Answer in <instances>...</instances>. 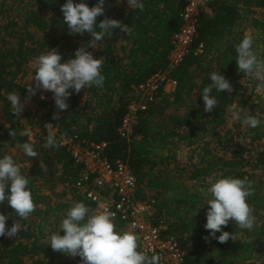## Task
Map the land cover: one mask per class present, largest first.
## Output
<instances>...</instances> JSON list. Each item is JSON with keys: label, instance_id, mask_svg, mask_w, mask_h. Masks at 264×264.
<instances>
[{"label": "trees", "instance_id": "obj_1", "mask_svg": "<svg viewBox=\"0 0 264 264\" xmlns=\"http://www.w3.org/2000/svg\"><path fill=\"white\" fill-rule=\"evenodd\" d=\"M7 1L0 0V23L7 20L0 30V143L18 151L16 161L30 181L36 208L22 220L7 201L0 203V212L9 217L7 226L15 221L21 225L17 236L0 237V264H26L29 257H38L40 264H81L79 256L71 260L48 244L74 203L83 202L95 212L94 204L76 184L83 167L60 143L46 147V135H23L22 120L29 115L24 110L20 117L14 116L7 100L13 92L24 96L27 89L19 84V78L39 55L56 49L67 61L80 47L103 60L104 85L82 88L85 99L81 101L73 94L63 111L56 108L55 101L48 103L42 114L44 123L55 125L60 133L82 143L104 141L111 161H126L137 179L140 196L156 201L153 222L167 224L165 235L178 241L185 264H264V179L257 173L264 170V148L247 155L232 149L226 157L214 153L207 141L211 137L225 148L235 139L232 129L224 133L217 130L227 122L231 93L237 95L239 80L246 76L238 71L235 60V46L245 34L253 37L254 49L264 59V0H209L208 11L199 16L193 42L194 48L202 45L203 53L185 56L172 71L175 90L167 93L164 87L159 88L156 99L138 113L130 139L119 132L129 94L134 86L168 69L171 39L181 28L180 12L187 0H143V11L131 10L127 0H106L105 12L97 17V23L106 17L117 19L130 27V33L117 28L101 41L92 40L87 32L70 33L61 11L67 0H13L18 6L16 18L7 15ZM75 2L92 7L98 0ZM213 71H221L233 90L213 91L218 103L206 112L200 94L211 83L209 74ZM256 99L251 115L261 123L251 128L252 142L264 138V96L257 95ZM182 106L184 111L176 109ZM10 131L16 135L10 136ZM25 142L35 145L37 157L24 154L21 145ZM183 148L198 149L200 161L182 165L178 153ZM222 177L252 182L255 194L248 203L256 217L251 231L230 220L223 231L237 233V239L224 243L212 238L204 227L210 206L197 212L207 200L202 190ZM114 223L116 230L130 232L122 220L114 219ZM138 250L143 251L139 240Z\"/></svg>", "mask_w": 264, "mask_h": 264}, {"label": "clouds", "instance_id": "obj_2", "mask_svg": "<svg viewBox=\"0 0 264 264\" xmlns=\"http://www.w3.org/2000/svg\"><path fill=\"white\" fill-rule=\"evenodd\" d=\"M120 2V0H118ZM131 10L144 9L143 0H127ZM106 0H98L95 6L89 7L87 3H76L67 0L62 5L64 24L71 34L89 33L94 41H101L105 36L114 33V29H121L129 34L130 27L117 19L105 18L97 23V17L105 12ZM238 71L255 81L264 84V59H261L254 49V40L251 35L245 34L244 38L235 46ZM34 86L29 85L28 92L31 96L38 91L52 92L56 108L59 111L68 109V99L72 92L79 93L82 88L96 86L102 88L105 77L102 74L103 60L84 47L76 50L74 58L63 60L62 54L56 49L47 50L35 60ZM210 75L211 83L202 89L200 95L204 101V110L211 112L217 106V98L212 93L231 92V82L220 72L213 71ZM71 90V91H70ZM45 97L42 95L41 99ZM12 107V114L20 117L25 104L21 96L15 92L7 96ZM59 113L56 115V119ZM234 118L241 120L237 110ZM242 123L251 128H256L261 121L254 115H245ZM46 147H58L59 142L52 124H47ZM23 135L31 136V130L25 129ZM15 131H10V136H15ZM24 154L30 158L37 157L35 145L25 142L21 145ZM42 169L45 165L40 163ZM29 179L21 170L12 155L0 156V203L7 201L14 209L16 215L27 220L35 211L32 189ZM202 196L207 197L206 203L199 207L197 212L208 205L205 229L210 236L220 243L227 242L230 238L237 239V233L223 231V227L234 221L242 230H253L256 217L248 203V198L255 194V188L246 178L222 177L211 182L202 190ZM196 212V214H197ZM195 214V215H196ZM115 213L110 211L90 212L83 202H76L70 207L66 216L61 220L60 230L53 233L48 245L72 257L79 256L81 264H160V256H148L138 250V236L132 232L118 231L114 223ZM9 217L0 212V237L17 236L21 225L15 223L9 228ZM61 230L64 235H61ZM221 234L217 237V233ZM207 239V237L205 238Z\"/></svg>", "mask_w": 264, "mask_h": 264}, {"label": "built area", "instance_id": "obj_3", "mask_svg": "<svg viewBox=\"0 0 264 264\" xmlns=\"http://www.w3.org/2000/svg\"><path fill=\"white\" fill-rule=\"evenodd\" d=\"M208 3L209 0H187L184 4L180 12L181 28L171 39L168 69L155 73L144 83L133 87L129 94L128 110L119 127L122 137L131 138L138 113L156 99L160 87L165 89L169 83L177 85L172 71L184 57L191 53H203L202 45L194 48L193 42L199 16L201 12L208 11ZM42 95L45 98L41 100L45 101L47 96ZM52 127L58 142L82 165L81 177L76 184L94 204L95 212L107 210L115 213L114 219L122 220L127 229L138 236L143 252L148 256H160V264H185V253L178 241L171 235H165L167 224L153 222L156 201L153 197L140 196L137 179L129 164L122 159L111 161L106 154L107 143L104 141L82 143L60 133L55 125L52 124Z\"/></svg>", "mask_w": 264, "mask_h": 264}, {"label": "rangeland", "instance_id": "obj_4", "mask_svg": "<svg viewBox=\"0 0 264 264\" xmlns=\"http://www.w3.org/2000/svg\"><path fill=\"white\" fill-rule=\"evenodd\" d=\"M123 1V0H121ZM7 7H6V13L11 18L17 17V3H14L13 0L7 1ZM21 7V6H19ZM7 21L4 19L2 23H0V30H2V25ZM35 76V64L30 63L28 66V71L25 75L20 76L19 78V84L21 86L26 87L27 91L24 94V96L21 98L22 102L25 104L24 110L28 113L29 118L25 117L22 120V124L25 129H30L31 133H33V136L35 134H40V136H47V128L46 125L42 119V114L45 110V105H47L50 102H53V93L52 92H44V91H38L36 95L31 96L28 92L29 85L34 86V79ZM256 81L252 79L249 76H245L242 79L239 80V86L237 88V95L232 94L233 100L231 108L227 115V122L225 125L220 127L217 132L218 133H224L228 129H232L235 139L234 141L228 146L224 148V143L222 142H215L213 138H208L207 141H210V146L214 153H217L222 156L229 157L230 151L232 149H237L240 151H244L245 155H247L250 151L251 154H254L257 150H260L264 148V138L260 141L252 142L251 136V127L244 125L242 123L243 117L245 115H251L252 110V104L257 103L256 96L261 95L264 96V85L261 83H257ZM71 91V90H70ZM44 93L47 96V99L45 101L41 100L40 96ZM73 94H77L80 97V100L83 101L85 99V96L83 94V91L79 93L72 92ZM71 95V96H72ZM68 104L70 105L71 99H68ZM179 111H184L186 107H177L176 108ZM239 111L241 114V120H236L234 118V112ZM33 138V137H32ZM1 155H12L15 159L19 158V153L14 147H10L5 143H0V156ZM178 158L182 165L189 166L191 162L198 163L200 161V151L198 149L196 150H190L188 148H183L179 150ZM263 179H264V170L257 172ZM4 237H8L5 235ZM12 238V237H8ZM73 259L72 256H68V258ZM26 264H40L38 261V257H29L26 260Z\"/></svg>", "mask_w": 264, "mask_h": 264}, {"label": "crops", "instance_id": "obj_5", "mask_svg": "<svg viewBox=\"0 0 264 264\" xmlns=\"http://www.w3.org/2000/svg\"><path fill=\"white\" fill-rule=\"evenodd\" d=\"M250 33V32H249ZM175 85H173L172 83L167 84V86L165 87V91L167 93H172L175 90Z\"/></svg>", "mask_w": 264, "mask_h": 264}]
</instances>
